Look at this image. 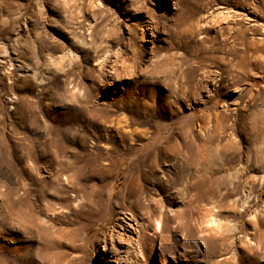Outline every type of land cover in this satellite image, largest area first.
<instances>
[{
  "label": "rangeland",
  "instance_id": "374dc122",
  "mask_svg": "<svg viewBox=\"0 0 264 264\" xmlns=\"http://www.w3.org/2000/svg\"><path fill=\"white\" fill-rule=\"evenodd\" d=\"M262 32L264 0H0V264H264Z\"/></svg>",
  "mask_w": 264,
  "mask_h": 264
},
{
  "label": "bare ground",
  "instance_id": "6f19581e",
  "mask_svg": "<svg viewBox=\"0 0 264 264\" xmlns=\"http://www.w3.org/2000/svg\"><path fill=\"white\" fill-rule=\"evenodd\" d=\"M262 33H264V32H262ZM262 33H259V34L260 35H263ZM240 34H243V31L242 30H240ZM261 50L264 51V43H263V46L261 47ZM170 143H172V145H170ZM170 143L168 144V146L165 148V150L163 152L164 156H167V153H166L167 149L168 150H170V149L174 150L176 148V146H175V144L173 142H170ZM133 193L135 194V192H133ZM127 195L129 196V194H127ZM131 219L132 218H129V217H123V218H120L119 220H120V222H121L122 227L124 228V230L126 229L125 231L131 232V233H134V234L137 235L136 243L139 246V248H142V244L144 242V239H145L144 237H145L146 234H145L144 230H142V228L140 227V225H138L136 223H133L132 224ZM22 220L26 221L29 225H34L35 223H39L38 218H22ZM155 226H156V230L157 231H160L161 228H162V222L160 220H156ZM117 264H125V263H124V261H122V262L117 263Z\"/></svg>",
  "mask_w": 264,
  "mask_h": 264
},
{
  "label": "crops",
  "instance_id": "0c3cea01",
  "mask_svg": "<svg viewBox=\"0 0 264 264\" xmlns=\"http://www.w3.org/2000/svg\"><path fill=\"white\" fill-rule=\"evenodd\" d=\"M232 148H233V145L230 146L229 144H228L227 147H226V149L229 150L230 153H235V152H232V151H231ZM236 148H237V147H236ZM234 155H237V154L235 153ZM261 155H262V157H263V159H264V155L261 154V153H258V154L256 155V156H258V157H257V160H256V164H258V161H259L258 159H259V157H261ZM262 157H261V158H262ZM263 164H264V160H263V163H262L261 165H263Z\"/></svg>",
  "mask_w": 264,
  "mask_h": 264
}]
</instances>
